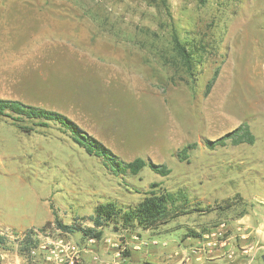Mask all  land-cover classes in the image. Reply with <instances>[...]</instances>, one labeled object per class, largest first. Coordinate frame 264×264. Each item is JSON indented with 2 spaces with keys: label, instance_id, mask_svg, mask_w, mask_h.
Listing matches in <instances>:
<instances>
[{
  "label": "rangeland",
  "instance_id": "obj_1",
  "mask_svg": "<svg viewBox=\"0 0 264 264\" xmlns=\"http://www.w3.org/2000/svg\"><path fill=\"white\" fill-rule=\"evenodd\" d=\"M166 5L0 0V98L66 115L124 161L170 169L114 174L54 122L25 132L0 118V230L51 229L55 216L92 227L96 205L135 206L153 182L177 196L166 223L103 228L116 238L161 234L169 244L148 247L153 263L165 264L183 235L220 220L234 227L239 213L264 225V0ZM175 37L190 50V70L173 50ZM241 124L253 144L205 146ZM0 264H24L16 239H0ZM253 264H264V249Z\"/></svg>",
  "mask_w": 264,
  "mask_h": 264
},
{
  "label": "trees",
  "instance_id": "obj_2",
  "mask_svg": "<svg viewBox=\"0 0 264 264\" xmlns=\"http://www.w3.org/2000/svg\"><path fill=\"white\" fill-rule=\"evenodd\" d=\"M161 4L167 9L166 0H161ZM173 50L180 57L186 68L190 70V50H188L186 45H182L177 40V37L173 39ZM216 72L207 82L205 94L210 91L217 74ZM0 118L10 119L25 132H31L36 127H46L49 122H54L62 130L68 132L71 140L82 147L87 154L101 158L104 164L114 174H138L146 165L155 173L163 176L170 173V169L165 165L152 161L146 162L140 157H136L130 161L120 159L108 147L81 129L69 117L54 110L28 104L17 99L0 98ZM26 121H30V124H24ZM228 140L234 145L240 143L253 144L255 137L247 124H241L214 141L205 139L203 142L205 146L212 149L215 146L226 145ZM195 146V143H193L180 149L176 154L178 159L187 160V150ZM150 188L149 191L145 192L143 199L137 205L130 206L127 209L119 207L112 201L96 205L93 213L89 216L92 227H85L74 221L69 224H64L56 216L54 218V225L63 231L80 232L83 237L99 239L102 236L104 226L110 223H113L115 228L117 227L116 224L119 223L126 228L138 226L145 229L155 224L166 223L170 208H174L177 196L161 187L158 182L151 183ZM125 254L128 253L125 252Z\"/></svg>",
  "mask_w": 264,
  "mask_h": 264
},
{
  "label": "built area",
  "instance_id": "obj_3",
  "mask_svg": "<svg viewBox=\"0 0 264 264\" xmlns=\"http://www.w3.org/2000/svg\"><path fill=\"white\" fill-rule=\"evenodd\" d=\"M232 230L235 231L234 236ZM14 232L0 230V239H16L20 243L24 264H132L129 254H125L129 252L130 245L134 250L159 245L156 240L138 241L136 235L132 238L137 241L130 244L124 234L117 239L105 236L99 239L86 237L84 241H79L56 226ZM243 239H249V235L241 223L232 227L226 221H220L200 240L167 256L166 264H248V250L239 243ZM160 245L163 247L166 244Z\"/></svg>",
  "mask_w": 264,
  "mask_h": 264
},
{
  "label": "crops",
  "instance_id": "obj_4",
  "mask_svg": "<svg viewBox=\"0 0 264 264\" xmlns=\"http://www.w3.org/2000/svg\"><path fill=\"white\" fill-rule=\"evenodd\" d=\"M247 215H245L244 213H239L238 214V217L237 219L234 221V223H231V224H237V223H243L244 225V229H245V233H248L249 235V239H243V240H239V243L241 246L243 247H246V249L248 250V255L246 257V259H249L248 261V264H253L255 258L257 257V254L258 252L262 251L264 249V228H263V224H258L257 226L255 225H249L247 224ZM220 221H224V220H220ZM218 221V222H220ZM217 222V223H218ZM216 224V222L212 225H208L206 227H203L201 229V231H196L194 233H191V234H186V235H183L181 237V239L177 242L174 243V248L172 250V252L170 254H168L167 256H170L172 255V253L174 251H178L180 250L181 247H184V246H187L189 243H195L196 241L200 240L202 238V235L207 232L208 230H210L212 228V226H214ZM124 230H127V229H124ZM103 233H102V237H105L107 236L106 233H104V229H102ZM72 233L73 232H69V236L72 238V239H75V240H78L79 241H84L86 237H83L81 234L79 237H73L72 236ZM132 233V232H131ZM129 233V234H131ZM235 232L232 230V236H234ZM113 234H116L115 232ZM125 235V234H124ZM134 235H136V237L138 238V241H147V242H150L151 240H156L158 241L159 245L158 246H161L160 244L161 243H165L166 245L163 246L162 248H165L168 246L169 244V241H160L157 239V236L161 235V234H149L147 232V230H140L137 234H131L130 236H126L127 239L131 242L130 244H134V241H137V240H134L132 237H134ZM109 237L113 238V239H117L115 237V235H109ZM147 249L148 247L146 248H143L142 250H134L133 249V246L130 245L129 246V257L130 259H132V264H136V263H144V264H156L153 263L152 261H148L147 260ZM167 256H166V260H165V264H166V261H167ZM263 257V255H262ZM131 264V263H130Z\"/></svg>",
  "mask_w": 264,
  "mask_h": 264
}]
</instances>
